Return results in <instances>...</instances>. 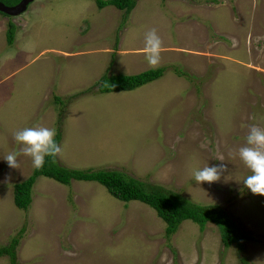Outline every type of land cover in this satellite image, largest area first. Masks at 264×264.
<instances>
[{
    "label": "rangeland",
    "instance_id": "1",
    "mask_svg": "<svg viewBox=\"0 0 264 264\" xmlns=\"http://www.w3.org/2000/svg\"><path fill=\"white\" fill-rule=\"evenodd\" d=\"M11 21L19 49L7 43ZM153 28L164 74L100 93L104 74L156 68L143 51ZM0 60V246L19 237L17 264H264V196L245 187L251 172L238 156L249 125L264 127V0H136L130 12L33 0L17 16L0 12ZM37 125L61 134L59 164L119 170L220 205L252 238L240 252L224 247L214 223L201 230L191 220L166 238L154 208L96 181L38 176L29 207L18 208L13 186L32 174V158L18 156L12 169L4 157L22 147L16 131ZM221 163L219 181H195V170Z\"/></svg>",
    "mask_w": 264,
    "mask_h": 264
},
{
    "label": "trees",
    "instance_id": "2",
    "mask_svg": "<svg viewBox=\"0 0 264 264\" xmlns=\"http://www.w3.org/2000/svg\"><path fill=\"white\" fill-rule=\"evenodd\" d=\"M0 1L6 5H13L19 0ZM95 1L98 8L114 5L126 12H130L136 4V0ZM1 13L6 15L3 12ZM15 30V23L13 21L9 22L6 31V39L9 45L14 41ZM165 70L164 66H159L135 74H104L101 76L97 88L100 93L131 90L160 78ZM174 71L178 75L189 76L186 71L179 67H175ZM55 99L61 102L60 96H56ZM60 137L61 134L57 132L55 137L57 143ZM52 160V157H46L45 165L42 169L34 168L30 176L14 184L13 202L18 208L27 209L29 207L32 199V187L38 176H46L65 185H68L71 180L96 181L102 184L116 199L124 202L138 200L154 208L156 214L165 222L164 232L166 238H170L184 220H191L197 223L201 230L208 222L214 223L219 230L224 247L234 244L240 252L244 249V243L252 238L251 235L244 233L235 224L220 205L195 203L176 191L166 190L157 183L140 180L119 170L70 168L59 164L56 158L55 162H52ZM22 232L23 230L21 229L18 234ZM18 242L19 237L13 236L8 244L0 246V256L7 255L10 264H17L16 246ZM240 262L241 264H250L245 256L240 257Z\"/></svg>",
    "mask_w": 264,
    "mask_h": 264
},
{
    "label": "clouds",
    "instance_id": "3",
    "mask_svg": "<svg viewBox=\"0 0 264 264\" xmlns=\"http://www.w3.org/2000/svg\"><path fill=\"white\" fill-rule=\"evenodd\" d=\"M162 48L163 40L157 30L153 28L147 31L143 51L149 66H158ZM56 135L54 128L40 125L18 130L13 134V137L22 147L19 151L8 153L4 159L10 168L19 169L18 156H29L32 158L33 167L42 169L46 157H52V162H55V158L62 153L61 145L55 140ZM245 140V145L238 150V156L251 174L244 179L243 183L253 194L264 196V127L257 124L249 125ZM215 159L224 161L223 155H217ZM224 171H226V165L223 163L217 166L206 165L202 169L195 170L193 177L198 184L212 183L219 181Z\"/></svg>",
    "mask_w": 264,
    "mask_h": 264
},
{
    "label": "water",
    "instance_id": "4",
    "mask_svg": "<svg viewBox=\"0 0 264 264\" xmlns=\"http://www.w3.org/2000/svg\"><path fill=\"white\" fill-rule=\"evenodd\" d=\"M32 1L33 0H19L13 5H6L0 1V12L12 17L17 16L23 13Z\"/></svg>",
    "mask_w": 264,
    "mask_h": 264
},
{
    "label": "crops",
    "instance_id": "5",
    "mask_svg": "<svg viewBox=\"0 0 264 264\" xmlns=\"http://www.w3.org/2000/svg\"><path fill=\"white\" fill-rule=\"evenodd\" d=\"M16 27L18 29V26L17 25H16ZM23 43H24L23 42V39H21V37H19L18 42H17V39H15L14 42L11 45H14L16 47V49H19ZM2 64H3V60H0V68L3 67ZM15 64L16 65H20V62L19 63H15ZM11 67H17V66L13 65V66H10L9 68H11Z\"/></svg>",
    "mask_w": 264,
    "mask_h": 264
}]
</instances>
